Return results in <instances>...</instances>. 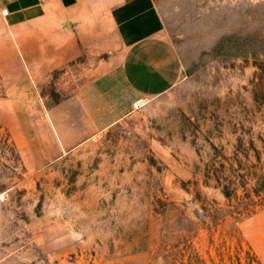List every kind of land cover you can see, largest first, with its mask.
I'll use <instances>...</instances> for the list:
<instances>
[{"label": "rangeland", "instance_id": "1", "mask_svg": "<svg viewBox=\"0 0 264 264\" xmlns=\"http://www.w3.org/2000/svg\"><path fill=\"white\" fill-rule=\"evenodd\" d=\"M154 2L181 77L87 139L86 54L0 73V264H264V0Z\"/></svg>", "mask_w": 264, "mask_h": 264}, {"label": "crops", "instance_id": "2", "mask_svg": "<svg viewBox=\"0 0 264 264\" xmlns=\"http://www.w3.org/2000/svg\"><path fill=\"white\" fill-rule=\"evenodd\" d=\"M117 42L120 63L107 69V47ZM84 54L95 61L87 69L91 78L66 107L90 118L84 121L88 128L83 139L117 121L104 120L106 113L100 110L113 109L118 100L132 110L130 97L134 102L160 96L182 73L179 53L166 36L154 0H0V73L18 75L24 82L43 75L48 62L55 69Z\"/></svg>", "mask_w": 264, "mask_h": 264}, {"label": "built area", "instance_id": "3", "mask_svg": "<svg viewBox=\"0 0 264 264\" xmlns=\"http://www.w3.org/2000/svg\"><path fill=\"white\" fill-rule=\"evenodd\" d=\"M2 14L3 15H7L8 14V10L7 9H3L2 10ZM148 102H149L148 98H139V99L135 100L134 102H132V110L133 111L142 110L144 107L147 106Z\"/></svg>", "mask_w": 264, "mask_h": 264}]
</instances>
